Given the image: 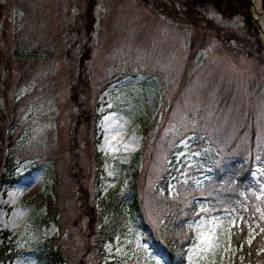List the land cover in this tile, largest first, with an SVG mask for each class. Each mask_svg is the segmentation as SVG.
<instances>
[{
    "label": "rangeland",
    "instance_id": "rangeland-1",
    "mask_svg": "<svg viewBox=\"0 0 264 264\" xmlns=\"http://www.w3.org/2000/svg\"><path fill=\"white\" fill-rule=\"evenodd\" d=\"M174 6L0 0V264H166L156 246L189 232L183 264H264L258 24ZM223 159L246 177L209 183ZM81 191L111 234L97 254Z\"/></svg>",
    "mask_w": 264,
    "mask_h": 264
},
{
    "label": "trees",
    "instance_id": "trees-1",
    "mask_svg": "<svg viewBox=\"0 0 264 264\" xmlns=\"http://www.w3.org/2000/svg\"><path fill=\"white\" fill-rule=\"evenodd\" d=\"M174 3V10L177 13L184 14L185 18L188 22H191L195 27H198L199 20L201 18H205V21L211 24L210 19L206 18L205 15L207 12H214L222 17H233V16H240L241 20L248 21V10L247 8L250 6V0H173ZM262 8L264 9V0H261ZM164 5H166L164 3ZM249 16V15H248ZM90 20V19H88ZM87 20V21H88ZM89 22L86 23L87 26H89ZM204 41V40H203ZM191 50L194 49L198 45V41H196L195 37H192L191 41ZM196 42V43H195ZM256 46H254L255 51V57L262 59L264 57V47L260 46V44L255 41ZM9 119V118H8ZM4 120V116L0 118V121ZM4 126L0 128V140L3 141L5 139V136H9L7 132L4 130ZM7 129V128H6ZM214 158V157H213ZM8 159V158H7ZM6 159V161H7ZM242 160H231L229 163H224V159L222 164L217 166L215 168V172L213 173V178L209 183L212 181L214 184H221L222 178L226 179V177H235L237 176L239 180L244 179L245 176V170L244 173L241 172L243 168H246V174L248 172L247 166L245 164H242ZM212 163H210L211 165ZM240 173V174H239ZM243 173V174H242ZM242 174V175H241ZM6 176V172L2 173L1 177L4 179ZM4 177V178H3ZM5 180V179H4ZM3 180V181H4ZM8 181L14 180V178L7 179ZM209 183L206 184V187L209 186ZM226 184V183H225ZM80 205L82 207V212L89 214V222L86 225V235L88 240V248L86 247V250L94 251L95 254L99 253V251L102 248V243L107 239L111 237L110 232L105 228V226H100L101 223H99L97 226L95 223V226L93 225L94 219L96 217L97 220V210L95 208L94 202L90 200V198H86L85 191H81L80 195ZM196 197H192V200H195ZM193 203H195L193 201ZM49 207H51L49 203ZM194 207H188L185 210L180 208V210H177V215L179 216L178 221L179 225L184 226V222L187 219L195 218L196 213H193ZM99 216V213H98ZM176 216V214H175ZM177 221V222H178ZM100 226L98 229L97 227ZM178 227V226H177ZM180 237V236H179ZM179 237H168L169 239L164 240L163 244H161L160 247L156 246V252L163 258L166 264H183L186 260L185 253L187 245L190 242L191 232L184 238L183 241L177 238ZM150 240V239H149ZM96 247H98V250H96ZM154 247V246H153ZM48 252L50 253L49 256L52 257L55 261L61 260L63 256L62 252L60 250V247L57 249H53L52 246L49 248ZM6 257H9V254H6L4 247L0 248V263L4 262V259ZM46 264H51L50 262Z\"/></svg>",
    "mask_w": 264,
    "mask_h": 264
},
{
    "label": "bare ground",
    "instance_id": "bare-ground-1",
    "mask_svg": "<svg viewBox=\"0 0 264 264\" xmlns=\"http://www.w3.org/2000/svg\"><path fill=\"white\" fill-rule=\"evenodd\" d=\"M251 7H252V16L254 17L256 23L258 24L259 36L264 46V13L261 9L262 6H260L259 0H253ZM119 133L120 132H118V134Z\"/></svg>",
    "mask_w": 264,
    "mask_h": 264
},
{
    "label": "water",
    "instance_id": "water-1",
    "mask_svg": "<svg viewBox=\"0 0 264 264\" xmlns=\"http://www.w3.org/2000/svg\"><path fill=\"white\" fill-rule=\"evenodd\" d=\"M252 2H253V0H250V5L252 6ZM264 13V12H263Z\"/></svg>",
    "mask_w": 264,
    "mask_h": 264
}]
</instances>
